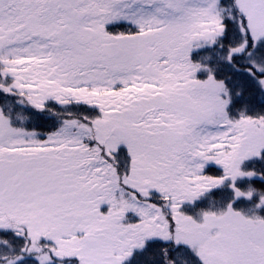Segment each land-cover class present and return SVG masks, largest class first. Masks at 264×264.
Returning <instances> with one entry per match:
<instances>
[{"label": "snow or ice", "instance_id": "obj_1", "mask_svg": "<svg viewBox=\"0 0 264 264\" xmlns=\"http://www.w3.org/2000/svg\"><path fill=\"white\" fill-rule=\"evenodd\" d=\"M0 264H264V0H0Z\"/></svg>", "mask_w": 264, "mask_h": 264}]
</instances>
